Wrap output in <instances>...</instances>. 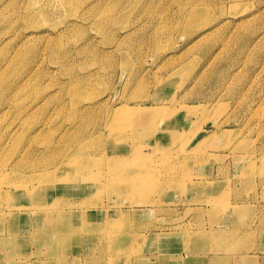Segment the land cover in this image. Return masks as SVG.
Returning a JSON list of instances; mask_svg holds the SVG:
<instances>
[{"label": "rangeland", "instance_id": "obj_1", "mask_svg": "<svg viewBox=\"0 0 264 264\" xmlns=\"http://www.w3.org/2000/svg\"><path fill=\"white\" fill-rule=\"evenodd\" d=\"M0 264H264V0H0Z\"/></svg>", "mask_w": 264, "mask_h": 264}, {"label": "bare ground", "instance_id": "obj_2", "mask_svg": "<svg viewBox=\"0 0 264 264\" xmlns=\"http://www.w3.org/2000/svg\"><path fill=\"white\" fill-rule=\"evenodd\" d=\"M199 106H201V105H199ZM187 108L189 109L191 107L189 106ZM133 109L134 110H131V108H128V107H121V108H118L117 110L113 111V114L115 113V115L117 117H121V116L127 114V115L132 116V117L141 118V119H147V118L151 117L152 114H153L154 117H160V118H162V117H166L167 115H169L172 112V110H170L168 108H155L154 109V108H151V107H148V106L137 107V108H133ZM186 112L189 113L190 111L187 110ZM188 113H186V114H188ZM98 148H100V147H98ZM114 164L117 165V163L110 162V161L108 162V165L109 166H113ZM54 178L57 179V180H60V179L66 180V178H60L59 175L55 176ZM48 185H50V184H48ZM54 215H55V218L59 217L60 220H61V222H67V218L65 217V215H62V213H58V211H56V210L54 212L51 211V210H49L47 213H45V216H46L47 220H49L50 222L54 218ZM69 222H72V220L70 219ZM41 223H42V228L45 227V220L44 219L42 220ZM79 227L82 230L85 228L84 226H81V225Z\"/></svg>", "mask_w": 264, "mask_h": 264}]
</instances>
